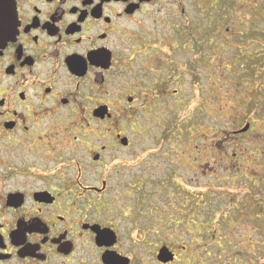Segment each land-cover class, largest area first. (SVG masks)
<instances>
[{
    "label": "flooded vegetation",
    "instance_id": "flooded-vegetation-1",
    "mask_svg": "<svg viewBox=\"0 0 264 264\" xmlns=\"http://www.w3.org/2000/svg\"><path fill=\"white\" fill-rule=\"evenodd\" d=\"M190 2L0 0V264L206 262L177 247L167 202L150 206L167 193L112 172L117 154L144 138L139 113L184 98L191 47L216 44L229 1L208 9L196 45L188 20H175ZM162 14L173 32L153 28Z\"/></svg>",
    "mask_w": 264,
    "mask_h": 264
},
{
    "label": "rangeland",
    "instance_id": "rangeland-1",
    "mask_svg": "<svg viewBox=\"0 0 264 264\" xmlns=\"http://www.w3.org/2000/svg\"><path fill=\"white\" fill-rule=\"evenodd\" d=\"M212 4L191 0L188 17H175L188 20L194 45L196 33L211 22ZM221 4L224 19L211 41L216 44L209 50L205 44L191 47V83L179 89L184 98L169 95L139 113L144 138L130 154H117L112 172L124 182L136 176L146 192L168 194L154 196L150 206L167 202L176 245H186L189 255L204 258V264H264V0ZM158 20L157 33L174 31L170 16ZM136 120L133 127L125 119L119 125L137 130ZM246 124L247 131L216 149L227 133ZM118 181L112 187L121 190ZM118 199L116 204L123 203Z\"/></svg>",
    "mask_w": 264,
    "mask_h": 264
},
{
    "label": "water",
    "instance_id": "water-1",
    "mask_svg": "<svg viewBox=\"0 0 264 264\" xmlns=\"http://www.w3.org/2000/svg\"><path fill=\"white\" fill-rule=\"evenodd\" d=\"M248 126H249V124H246L243 128H241V129L238 130L237 132H245V131H247ZM162 251H163V250H162ZM163 252H164V251H163ZM161 259H162V256H161Z\"/></svg>",
    "mask_w": 264,
    "mask_h": 264
},
{
    "label": "trees",
    "instance_id": "trees-1",
    "mask_svg": "<svg viewBox=\"0 0 264 264\" xmlns=\"http://www.w3.org/2000/svg\"><path fill=\"white\" fill-rule=\"evenodd\" d=\"M236 261V260H235Z\"/></svg>",
    "mask_w": 264,
    "mask_h": 264
}]
</instances>
